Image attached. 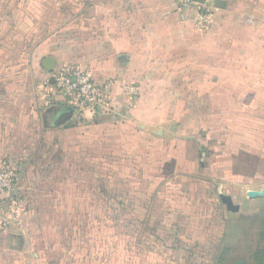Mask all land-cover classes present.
Masks as SVG:
<instances>
[{
    "label": "crops",
    "instance_id": "obj_1",
    "mask_svg": "<svg viewBox=\"0 0 264 264\" xmlns=\"http://www.w3.org/2000/svg\"><path fill=\"white\" fill-rule=\"evenodd\" d=\"M210 2L212 21L200 28L196 11L176 0H0V162L20 175L0 225V264L50 253L28 247L33 227L49 240L42 228L57 222L38 213L41 194H71L62 202L79 225L82 192L152 196L179 221L216 193L224 214L240 217L236 196L264 190V0ZM62 67L103 86L101 116L76 121L54 85ZM2 77L19 85L2 90ZM67 108L70 119L57 124ZM247 200L252 213L259 208L254 219L264 216V197ZM71 253L81 264V250Z\"/></svg>",
    "mask_w": 264,
    "mask_h": 264
},
{
    "label": "rangeland",
    "instance_id": "obj_2",
    "mask_svg": "<svg viewBox=\"0 0 264 264\" xmlns=\"http://www.w3.org/2000/svg\"><path fill=\"white\" fill-rule=\"evenodd\" d=\"M16 69L15 66L12 70L2 67L1 71L15 73ZM8 83L19 85L16 81L5 82L2 77L1 89ZM101 180L97 178L94 186L98 187ZM154 194L160 196L161 201L170 199L165 193ZM213 197L214 201L208 199L200 203L203 207L197 208L194 203L191 216L178 221L170 217L173 212L156 206L152 196L148 201L136 202L118 192H82L78 225L71 222L72 205L62 202L72 200L71 194H41L35 196L38 213L47 212L49 219L57 222L42 228L51 237L49 240L41 239L42 226L33 227L28 247L50 252L34 258L35 264L38 260L46 264H72L71 252L76 249L81 250L76 259L81 264L88 261L91 264H264V216L257 214L254 219L259 208L252 213L247 200L249 193L236 196V201L243 204L242 217L225 215L218 194ZM154 232L161 240L154 238ZM83 250L95 253L84 256Z\"/></svg>",
    "mask_w": 264,
    "mask_h": 264
},
{
    "label": "built area",
    "instance_id": "obj_3",
    "mask_svg": "<svg viewBox=\"0 0 264 264\" xmlns=\"http://www.w3.org/2000/svg\"><path fill=\"white\" fill-rule=\"evenodd\" d=\"M185 9L197 13L198 26L210 25L213 13L210 0H176ZM56 90L75 114L76 121L101 116L108 105L107 92L89 72L75 67L59 68L54 74ZM20 183L19 172L6 162H0V225H6L5 208L16 204V190Z\"/></svg>",
    "mask_w": 264,
    "mask_h": 264
},
{
    "label": "water",
    "instance_id": "obj_4",
    "mask_svg": "<svg viewBox=\"0 0 264 264\" xmlns=\"http://www.w3.org/2000/svg\"><path fill=\"white\" fill-rule=\"evenodd\" d=\"M201 1V0H200ZM203 1V0H202ZM44 68L49 72H53L55 67V60L53 58H47L43 64ZM70 117L68 112L63 113L57 120V124H63ZM250 197H264V190L261 192H250ZM222 203L226 206L227 210L232 213L239 212L240 206L235 205L232 197L228 195L221 194L220 195Z\"/></svg>",
    "mask_w": 264,
    "mask_h": 264
},
{
    "label": "trees",
    "instance_id": "obj_5",
    "mask_svg": "<svg viewBox=\"0 0 264 264\" xmlns=\"http://www.w3.org/2000/svg\"><path fill=\"white\" fill-rule=\"evenodd\" d=\"M71 111H72L71 108H69V109L67 108V112L70 114V117H71V115H72V112H71ZM70 117H69V119H70ZM69 119H68V120H69ZM68 120H67V121H68Z\"/></svg>",
    "mask_w": 264,
    "mask_h": 264
}]
</instances>
